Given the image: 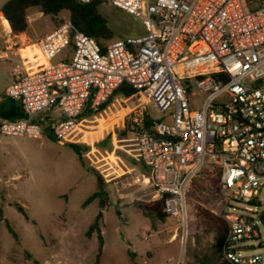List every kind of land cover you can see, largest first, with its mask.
I'll list each match as a JSON object with an SVG mask.
<instances>
[{
  "label": "built area",
  "instance_id": "1",
  "mask_svg": "<svg viewBox=\"0 0 264 264\" xmlns=\"http://www.w3.org/2000/svg\"><path fill=\"white\" fill-rule=\"evenodd\" d=\"M99 1L139 18L146 33L102 46L68 21L31 43L37 70L15 72L4 92L25 115L1 120L0 135L42 139L49 132L79 144L89 101L98 112L128 84L161 116L150 129L138 124L132 139L142 169L104 180L120 199L164 198V213L182 217L192 181L215 172L228 226L225 259L264 264L261 254H242L248 242L264 244V211L256 210L264 197V0Z\"/></svg>",
  "mask_w": 264,
  "mask_h": 264
},
{
  "label": "rangeland",
  "instance_id": "2",
  "mask_svg": "<svg viewBox=\"0 0 264 264\" xmlns=\"http://www.w3.org/2000/svg\"><path fill=\"white\" fill-rule=\"evenodd\" d=\"M8 1L0 0V12ZM99 9L116 32L108 42L146 33L139 18L111 3L102 1ZM5 20L0 13V96L14 79V69L21 66L18 56L8 51L6 57L2 50L36 43L68 22L69 13L51 17L38 8L29 9L27 30L22 34H14ZM30 38L38 40L31 42ZM66 57L64 54L57 60ZM160 116L139 96H113L103 110L83 118L87 120L83 122L86 138L78 144L86 147L82 163L68 144L56 141L49 132L42 139L0 135V264H217L212 216L224 220L223 203L217 182L207 174L188 187L184 216H167L164 221L153 219L151 223L146 221L140 204L120 199L113 184L102 176L110 174L107 178H113L126 168L142 169L131 151L132 139L138 124ZM106 161L109 164L105 165ZM109 166L112 168L104 171ZM99 180L107 193L104 207L98 199L85 205L97 191ZM260 203L264 206L263 196ZM263 206L257 207L258 213L264 211ZM99 212L103 246L98 256L96 233H86ZM259 221L264 238V218ZM252 245L254 250L243 249L242 254L264 257V244H246Z\"/></svg>",
  "mask_w": 264,
  "mask_h": 264
},
{
  "label": "trees",
  "instance_id": "3",
  "mask_svg": "<svg viewBox=\"0 0 264 264\" xmlns=\"http://www.w3.org/2000/svg\"><path fill=\"white\" fill-rule=\"evenodd\" d=\"M100 4L101 1L99 0H94L87 3L79 2L77 0H10L3 6L1 13L3 14L6 21L9 22L12 32L14 34H22L27 30V11L29 9L38 8L44 16L51 17H56L60 13L67 11L69 13V22L77 30L89 37L94 38L100 45L103 46L106 42L112 40L116 36V32L109 25L107 17L100 11ZM68 57L69 54H67V57L62 60H66ZM136 93L137 91L133 87L128 84H123L114 92V94L100 108V110H103L115 95H121L125 98H130L136 96ZM2 100L3 101L0 102V113L3 118L8 120H17L24 117L25 114L20 103L12 99H6L4 96ZM9 102L12 103L10 106H4V104H8ZM90 103L91 102L89 101V103L86 105L80 116V119H83L84 116H92L94 114V112L90 109ZM6 107L8 108L6 109ZM155 121L152 119H145L144 128L150 129ZM68 145L73 149L78 161L82 163V151L85 150L86 147L78 144ZM82 147L84 149H82ZM214 173L215 172L213 171H208L207 176L210 180L217 182V176ZM106 195L107 193L104 190L102 181L99 180L97 184V191L87 198L85 205H88L95 199H98L100 207L102 208L105 205ZM140 206L147 222L151 223L153 219L164 221L167 218V215L163 210L164 198L152 203L140 204ZM17 209L26 217V213L21 207L17 206ZM101 219L102 212H99L95 218V221L92 223L86 233L87 236H91L92 233H96L98 240V256L101 254L103 246V238L99 225V221ZM212 223L215 229L214 242L212 246L213 256L217 260V264H234L226 260L223 255V248L228 232V226L226 222L220 217L212 216ZM6 226L10 234L16 238V233L13 231L9 222H6ZM209 264H211V261Z\"/></svg>",
  "mask_w": 264,
  "mask_h": 264
},
{
  "label": "crops",
  "instance_id": "4",
  "mask_svg": "<svg viewBox=\"0 0 264 264\" xmlns=\"http://www.w3.org/2000/svg\"><path fill=\"white\" fill-rule=\"evenodd\" d=\"M1 13V12H0ZM15 38V37H14ZM31 42L32 41H37L38 39H29ZM3 51V55L4 56H6L7 57V53L6 52H12V54L14 55V56H18L19 58H20V61H21V66L19 67H17L16 69H14V71H13V73H12V76L14 77V73L15 72H17V71H21V72H23V73H29V72H34V71H36L37 70V67L35 66L36 64H34V63H32V62H30V61H32V60H34L33 58H30V55H32L31 54V52H33L34 51V49L32 48V46H31V44H29V43H27L26 45H23V46H20V47H16V48H14V46L13 45H10V46H7V48L6 49H4V50H2ZM1 56V55H0ZM29 57L30 59H26V57ZM55 61H57V58L55 59ZM13 82V78H12V81H11V83ZM11 83L9 84V85H11ZM8 85V86H9ZM7 86V87H8ZM6 90V89H5ZM5 90L3 91V93L1 94V96H0V102L1 101H3L2 99H3V96H4V92H5ZM12 103H8V104H4V106H10ZM8 107H6V109H7ZM6 109H4V110H6ZM5 118H3V116L1 115V113H0V121L1 120H4Z\"/></svg>",
  "mask_w": 264,
  "mask_h": 264
},
{
  "label": "bare ground",
  "instance_id": "5",
  "mask_svg": "<svg viewBox=\"0 0 264 264\" xmlns=\"http://www.w3.org/2000/svg\"><path fill=\"white\" fill-rule=\"evenodd\" d=\"M4 23H5V25L8 26V22H7L6 20L4 21ZM31 54H32V55H30V58H33V57H32V56H33V53L31 52Z\"/></svg>",
  "mask_w": 264,
  "mask_h": 264
},
{
  "label": "water",
  "instance_id": "6",
  "mask_svg": "<svg viewBox=\"0 0 264 264\" xmlns=\"http://www.w3.org/2000/svg\"><path fill=\"white\" fill-rule=\"evenodd\" d=\"M259 246H261V245H259ZM249 249H250V250H254V249H255V246H250Z\"/></svg>",
  "mask_w": 264,
  "mask_h": 264
}]
</instances>
